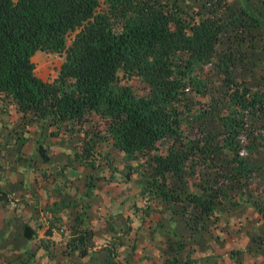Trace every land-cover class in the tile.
Returning a JSON list of instances; mask_svg holds the SVG:
<instances>
[{
    "label": "trees",
    "instance_id": "16d2710c",
    "mask_svg": "<svg viewBox=\"0 0 264 264\" xmlns=\"http://www.w3.org/2000/svg\"><path fill=\"white\" fill-rule=\"evenodd\" d=\"M255 27L263 30V22L242 0H0V115L79 126L95 115L118 151L149 167L145 188L171 210L180 206L175 213L185 227L201 229L216 205L245 199L247 182L264 176V157L249 156L264 149V79L250 85L235 73L262 37ZM36 50L64 53L51 79L34 72ZM209 69L223 99L209 90ZM132 76L144 92L122 80ZM94 139L84 138L73 156L90 161ZM36 150L49 159L41 143ZM183 177L194 188L181 196ZM258 191L252 205L264 219V183ZM90 236L76 226L69 249L83 257ZM260 242L264 247V237ZM103 247L104 264H116L115 250ZM27 254L23 264H30ZM192 261L185 252L161 264ZM250 264H264V257Z\"/></svg>",
    "mask_w": 264,
    "mask_h": 264
},
{
    "label": "rangeland",
    "instance_id": "374dc122",
    "mask_svg": "<svg viewBox=\"0 0 264 264\" xmlns=\"http://www.w3.org/2000/svg\"><path fill=\"white\" fill-rule=\"evenodd\" d=\"M185 1L193 5L200 3V0ZM242 1L249 10L255 9L264 26V2ZM254 31L262 37L251 42L245 50L246 57L235 68L236 75L250 85L264 79V29L255 27ZM71 35L72 32L67 35V42ZM38 53L40 50L31 56L34 72L42 79H51L64 53L44 52L41 57L35 56ZM208 73L213 76L209 90L218 96V77L213 69ZM122 80L137 91L146 90L144 82L136 76ZM1 116L6 122L4 115ZM1 122L0 264H23L29 252L17 250L22 247L18 229L23 223H29L38 232L50 228L54 236L30 241V264H104V244L115 250L112 257L116 264H161L167 256L176 254L182 258L185 252L192 257L191 264H250L264 257L263 243L259 244L260 237H264V219L252 205L264 176L247 182L241 194L248 200L216 205L214 213L203 218V227L191 231L175 213L180 206L176 204V211L171 210L168 202L145 188L150 169L142 158L126 157L118 151L95 115L80 126L65 121L50 125L47 119L30 113L22 116L18 112H14L6 125ZM210 124L208 119L207 126ZM89 136L95 138L90 156L92 165L73 156L80 142ZM37 143L46 149L47 161L40 158ZM249 156L263 158L264 149L255 148ZM183 179L178 181L181 196L184 190L194 188L191 179ZM28 187L32 191L30 195L20 192L21 201L12 193L14 189ZM6 193L14 197L16 204L19 201L18 206L6 202ZM25 206L33 210L31 218L15 212ZM76 226L91 230L83 257L69 249L67 243ZM179 243L182 246L178 249ZM39 247H44V251Z\"/></svg>",
    "mask_w": 264,
    "mask_h": 264
},
{
    "label": "crops",
    "instance_id": "0c3cea01",
    "mask_svg": "<svg viewBox=\"0 0 264 264\" xmlns=\"http://www.w3.org/2000/svg\"><path fill=\"white\" fill-rule=\"evenodd\" d=\"M35 56L41 57V53H38ZM3 115H4L3 117H5L6 120H7L5 123H7L11 118H13V114H11V113L7 114V115L3 113ZM1 117L2 116L0 115V120H4ZM24 187H27V186H24ZM22 191L28 192L29 195H30V192L32 191V187H28L26 190H19V191L14 189V191L12 193H13V195L15 193V197H18L19 201H21L20 199L22 198V195L20 194V192H22ZM63 193L64 192H61V194H63ZM6 195H9V193H6ZM19 201H17V204H19ZM25 201H26V197L24 198V202ZM32 211H33L32 209H30L27 206H25L23 209L17 210L15 212L18 213L17 215H23L24 217L31 218L33 216L32 215ZM30 228H31V230H29V228H26V227L18 229V231L20 232V236L22 238V247H18L17 248L18 252H21V253H27L28 251L30 252V250H31V248H30L31 246H29L30 245V241H34L35 239H38V237H43L44 240L47 239V238L54 237L53 235H51V234H53V232L50 230V228L42 230L41 232H38V231L34 230V228L32 226ZM27 236H30V238H28ZM38 249H40V251H44V247H39ZM104 255H105V253H104Z\"/></svg>",
    "mask_w": 264,
    "mask_h": 264
},
{
    "label": "built area",
    "instance_id": "2783aa9c",
    "mask_svg": "<svg viewBox=\"0 0 264 264\" xmlns=\"http://www.w3.org/2000/svg\"><path fill=\"white\" fill-rule=\"evenodd\" d=\"M7 201H8V203H9V205H11V206H14L15 205V199H14V197L12 196V195H8L7 196Z\"/></svg>",
    "mask_w": 264,
    "mask_h": 264
},
{
    "label": "clouds",
    "instance_id": "9594fccd",
    "mask_svg": "<svg viewBox=\"0 0 264 264\" xmlns=\"http://www.w3.org/2000/svg\"><path fill=\"white\" fill-rule=\"evenodd\" d=\"M6 196H8V195H6ZM6 202H8L7 199H6ZM15 205H16V202H15ZM15 205H14V206H15Z\"/></svg>",
    "mask_w": 264,
    "mask_h": 264
}]
</instances>
